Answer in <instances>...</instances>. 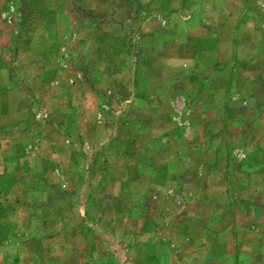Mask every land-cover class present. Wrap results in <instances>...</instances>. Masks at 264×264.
<instances>
[{"label": "rangeland", "instance_id": "374dc122", "mask_svg": "<svg viewBox=\"0 0 264 264\" xmlns=\"http://www.w3.org/2000/svg\"><path fill=\"white\" fill-rule=\"evenodd\" d=\"M0 264H264V0H0Z\"/></svg>", "mask_w": 264, "mask_h": 264}]
</instances>
